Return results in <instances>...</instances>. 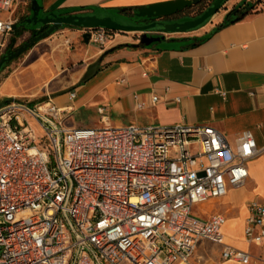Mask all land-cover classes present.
<instances>
[{
    "label": "built area",
    "instance_id": "built-area-1",
    "mask_svg": "<svg viewBox=\"0 0 264 264\" xmlns=\"http://www.w3.org/2000/svg\"><path fill=\"white\" fill-rule=\"evenodd\" d=\"M15 1L0 0V57ZM82 31L100 47L114 36ZM70 110L50 99L0 108V264H194L203 241L222 261L250 262L225 244L222 215L192 210L244 185L262 153L251 133L231 147L208 126L69 129ZM246 210L244 241L264 246V202Z\"/></svg>",
    "mask_w": 264,
    "mask_h": 264
},
{
    "label": "crops",
    "instance_id": "crops-1",
    "mask_svg": "<svg viewBox=\"0 0 264 264\" xmlns=\"http://www.w3.org/2000/svg\"><path fill=\"white\" fill-rule=\"evenodd\" d=\"M171 1L175 0H40L39 5L44 15H97L118 21L133 9ZM239 1L227 2V10ZM22 2L15 1L14 11ZM225 15L226 11L214 21L216 14L184 34L164 35L163 42L148 48L133 46L139 34L115 32L100 47L85 41L82 29L62 27L54 37L32 47L31 52H42L49 46L33 68L47 78L45 97L58 108L71 109L66 114L69 129L208 126L231 147L241 133H251L262 153L247 163L248 179L241 187L228 188L223 198L212 200L226 207L205 211L201 218L222 215L225 244L248 252V264H264V246L248 245L243 237L247 203L264 202V1L240 20L216 29ZM28 35L16 29L9 44L15 46ZM95 62L97 72L81 83ZM77 114L82 120H76ZM220 253V246L203 241L192 261L240 264L222 261Z\"/></svg>",
    "mask_w": 264,
    "mask_h": 264
},
{
    "label": "water",
    "instance_id": "water-1",
    "mask_svg": "<svg viewBox=\"0 0 264 264\" xmlns=\"http://www.w3.org/2000/svg\"><path fill=\"white\" fill-rule=\"evenodd\" d=\"M199 1L200 0H175L133 9L130 14H125L123 16L124 19L122 21L124 23H121L113 20L111 17H98L97 15L82 14L58 15L49 13L43 18H39L38 16L41 11V6L39 5L38 0H31L30 16L19 23H15L12 26V33L16 29L23 30L29 27H36L37 25L48 26V28L41 34L30 37L13 51L3 54L0 57V72L4 65L17 59L38 42L50 37L53 33L65 26L82 29L84 31L103 29L112 33L120 32L139 34L138 44L133 46L148 48L163 42L165 40L164 35L184 34L201 27L217 14L221 9L222 3L227 2L228 0H214L200 15L192 18L188 16L184 17L187 20L183 22L163 23L155 21L145 25L125 24L127 19L131 18L138 21H149L152 19L160 20L174 15L184 14L186 10L191 9ZM157 26L158 29H156ZM154 34H158V36H153ZM83 39L88 41L89 34L87 32L83 35ZM98 64V62H95L86 69V72L81 79V83H84L87 79L95 75ZM5 103L6 102L0 103V108Z\"/></svg>",
    "mask_w": 264,
    "mask_h": 264
},
{
    "label": "rangeland",
    "instance_id": "rangeland-1",
    "mask_svg": "<svg viewBox=\"0 0 264 264\" xmlns=\"http://www.w3.org/2000/svg\"><path fill=\"white\" fill-rule=\"evenodd\" d=\"M30 1L31 0H23V2L15 9L14 19H16L17 22L29 15ZM39 1L40 0H38V3ZM250 1L255 2V0ZM229 5V3L225 4V6L221 8V10L217 13L218 16L214 18V21H219V15H221ZM38 17L43 18L45 15L40 11ZM55 34L56 32L45 40L54 37ZM29 38L30 36L20 38L17 41V44L12 46V50L19 47ZM31 49L17 59L8 63L0 72V103L7 101L5 103L7 105L15 102L33 108L36 105L42 104L48 100L44 95V90L48 87L46 84L47 78L43 74L40 76V71L36 69L34 70L33 67L41 61L40 56L45 57L47 55L49 46H46L45 48L43 47L42 52H31ZM40 53L41 55H39ZM75 118L77 121L82 120V117L79 116V114L75 115ZM247 189H249V187H247ZM224 207L226 206L220 204L218 205L214 201L210 200L208 203L195 206L192 212L193 215L201 218V215L205 211H212L218 208L222 209Z\"/></svg>",
    "mask_w": 264,
    "mask_h": 264
},
{
    "label": "flooded vegetation",
    "instance_id": "flooded-vegetation-1",
    "mask_svg": "<svg viewBox=\"0 0 264 264\" xmlns=\"http://www.w3.org/2000/svg\"><path fill=\"white\" fill-rule=\"evenodd\" d=\"M214 0H200L195 6H193L194 9H198V14L196 13L194 16H190V12L189 9L185 11L184 14H178V15H174L171 17H166V18H162L160 20L157 19H152L149 21L143 20V21H138L134 18L131 19H127V21L125 22V24H134V25H145V24H150L153 23L155 21H160L163 23H173V22H183L185 20H187L184 17H195L200 15L207 7H209L212 2ZM230 0H228L227 2H229ZM264 0H255V2H251L250 0H240L236 5H234L233 7H231L229 10H225L226 11V15L223 18L224 20H240L241 18L245 17L248 13L253 12L258 6L262 5ZM227 2L222 3L221 8H223L225 6V4ZM221 10V9H220ZM219 10V11H220ZM218 11V12H219ZM30 14L27 16L29 17ZM25 17V18H27ZM25 18H22L18 21L21 22L22 20H24ZM124 19V18H123ZM118 20V22L124 23L122 20ZM48 28V26H41V25H37L34 28H26V29H18L21 30L23 33L27 32L30 36L32 37V34L37 33V35L41 34L42 32H44L46 29ZM156 29H158V26L156 27ZM36 36V35H35ZM153 36H158V34H154Z\"/></svg>",
    "mask_w": 264,
    "mask_h": 264
},
{
    "label": "trees",
    "instance_id": "trees-1",
    "mask_svg": "<svg viewBox=\"0 0 264 264\" xmlns=\"http://www.w3.org/2000/svg\"><path fill=\"white\" fill-rule=\"evenodd\" d=\"M80 10H83V9H80ZM125 10H128V9H125ZM123 12H127V11H123ZM189 12H190V16H194L196 13L198 14L199 12H198V9H194L193 7L191 8V9H189ZM131 13V12H130ZM130 13H127V14H130ZM235 21H237V20H224L222 23H220L218 26H217V28L216 29H220V28H222V27H224L225 25H228V24H231V23H233V22H235ZM203 26V25H202ZM201 26V27H202ZM66 27V26H65ZM68 27V26H67ZM33 36H35V35H37V33H35V34H32ZM207 38V37H206ZM205 38V39H206ZM205 39H202V40H200V41H204ZM12 44H9V46H8V48H7V50H6V53H9V52H11V51H13L12 50ZM7 65V64H6ZM6 65H4L3 67H2V69H1V71L4 69V67L6 66ZM5 102H7V101H5Z\"/></svg>",
    "mask_w": 264,
    "mask_h": 264
}]
</instances>
